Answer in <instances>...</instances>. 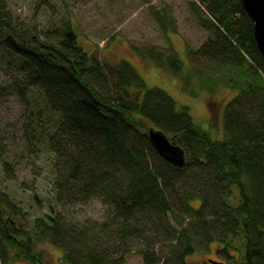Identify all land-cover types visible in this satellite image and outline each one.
Segmentation results:
<instances>
[{"label":"trees","instance_id":"1","mask_svg":"<svg viewBox=\"0 0 264 264\" xmlns=\"http://www.w3.org/2000/svg\"><path fill=\"white\" fill-rule=\"evenodd\" d=\"M191 5L209 37L189 50L212 66L185 67L173 47H132L193 95L198 87L213 93L219 83L237 91L220 139L188 105L149 86L128 59L105 62L88 52L70 18L49 23L42 36L0 0V61L8 76L0 100L16 92L29 103L33 90L42 93L44 104L28 115L25 133L29 153L51 159L55 198L51 211L30 220L0 183V264H47L43 243L59 246L69 264H123L131 251L141 253L143 264H187L186 257L214 240L228 256L241 251L237 264H264V55L242 0ZM155 15L167 29V13ZM150 126L185 149L184 166L158 152ZM92 198L109 207L108 215L70 222L57 208Z\"/></svg>","mask_w":264,"mask_h":264},{"label":"rangeland","instance_id":"2","mask_svg":"<svg viewBox=\"0 0 264 264\" xmlns=\"http://www.w3.org/2000/svg\"><path fill=\"white\" fill-rule=\"evenodd\" d=\"M6 1L19 21L37 26L42 36L49 23L59 24L63 19L70 18L79 34L80 44L88 52L96 51L105 62L128 59L149 86L166 90L178 106L188 105L195 120L208 129L214 138L225 136L224 114L227 104L237 92L235 89L219 83L213 93L198 87V94L193 95L184 88L179 77L141 57L132 47L134 44H155L165 51L173 47L185 67L190 64L200 69L212 66V59L198 57L189 50L198 49L209 37V31L200 24L191 0ZM156 9L169 16L167 29L157 19ZM3 37L0 35V41ZM0 51H3L1 44ZM7 79L0 61V83ZM42 98V93L33 90L32 102L29 103L16 92H10L0 100V183L27 211L30 220L51 211L55 203L51 159L46 153H41L38 158L33 157L28 151L25 133V121L32 109H40L44 104V101L40 102ZM5 162L10 163L8 168ZM36 193L37 197L34 196ZM216 201L221 202V198L218 196ZM200 203V199L193 201L196 207ZM57 208L70 222H81L87 218L102 219L110 212L100 198L66 202L58 204ZM209 219L213 224L217 222V216L213 214ZM217 230V227H212V232L217 233ZM241 242L237 241L240 247ZM41 247L46 250L47 264H69L63 260V251L59 246L43 243ZM222 248L223 244L214 240L186 257L187 264H210V258L224 261L225 264H237L235 257L239 259L241 251L231 249L229 252L232 256H228L221 253ZM123 264H143L141 253L128 252Z\"/></svg>","mask_w":264,"mask_h":264},{"label":"water","instance_id":"3","mask_svg":"<svg viewBox=\"0 0 264 264\" xmlns=\"http://www.w3.org/2000/svg\"><path fill=\"white\" fill-rule=\"evenodd\" d=\"M244 8L254 20V34L259 49L264 55V0H242ZM149 137L158 152L168 161L177 166L186 164V151L162 130L155 126L148 128ZM210 263L225 264L224 261H218L210 258Z\"/></svg>","mask_w":264,"mask_h":264},{"label":"flooded vegetation","instance_id":"4","mask_svg":"<svg viewBox=\"0 0 264 264\" xmlns=\"http://www.w3.org/2000/svg\"><path fill=\"white\" fill-rule=\"evenodd\" d=\"M211 264H213V263H211Z\"/></svg>","mask_w":264,"mask_h":264}]
</instances>
